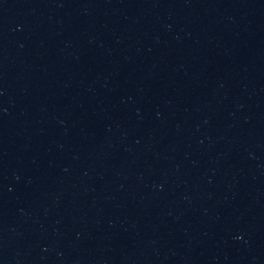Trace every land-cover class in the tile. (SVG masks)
I'll return each instance as SVG.
<instances>
[{
    "label": "water",
    "instance_id": "95a60500",
    "mask_svg": "<svg viewBox=\"0 0 264 264\" xmlns=\"http://www.w3.org/2000/svg\"><path fill=\"white\" fill-rule=\"evenodd\" d=\"M0 264H158L95 168L1 51Z\"/></svg>",
    "mask_w": 264,
    "mask_h": 264
}]
</instances>
